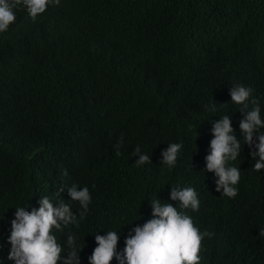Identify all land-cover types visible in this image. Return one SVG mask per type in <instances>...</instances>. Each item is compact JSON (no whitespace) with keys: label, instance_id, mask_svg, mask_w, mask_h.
<instances>
[{"label":"trees","instance_id":"1","mask_svg":"<svg viewBox=\"0 0 264 264\" xmlns=\"http://www.w3.org/2000/svg\"><path fill=\"white\" fill-rule=\"evenodd\" d=\"M235 83L264 105V0H61L36 20L18 8L0 34V242L18 205L38 207L61 184L68 202L72 183L87 185L88 213L56 234L76 233L88 264L97 231L121 229L122 248L156 195L177 205L171 187L191 185L201 203L187 211L214 233L199 264H264V169L245 145L235 197L205 169L216 120L229 114L240 138ZM171 142L183 149L169 168ZM137 144L151 162L135 163Z\"/></svg>","mask_w":264,"mask_h":264},{"label":"clouds","instance_id":"2","mask_svg":"<svg viewBox=\"0 0 264 264\" xmlns=\"http://www.w3.org/2000/svg\"><path fill=\"white\" fill-rule=\"evenodd\" d=\"M61 0H0V34L8 31L16 20V10L23 7L33 20L44 13L51 5H58ZM254 89L242 83H235L230 88L231 101L243 111L239 121L240 138L232 126L229 114L216 120L211 128L212 139L209 151L204 157L205 169L213 171L217 179V191L228 197H235L239 191L241 168L232 163L240 157L245 145L249 155L254 158L253 167L264 169V105L258 97L252 95ZM206 105L210 112L217 111L213 100ZM243 137V142L241 140ZM120 144L123 143L121 136ZM183 149L182 142L168 143L162 150L161 162L169 168L175 167ZM130 151L129 149H126ZM138 157L137 165L151 162L150 154L141 150L137 144L133 150ZM192 167V162H191ZM67 184H61L51 195L40 196L38 207L18 205L10 221V232L6 242H0V252L7 247V256L0 255V264L6 260L12 264H81L80 253L83 247L78 244L76 233H69L64 243L58 239L56 230H64L79 222L89 211L92 193L89 186L72 183L68 187L70 199L60 197ZM170 200L177 205L160 199L157 195L149 202L151 216L142 224L131 223L124 235V246H118L121 229L97 231L94 234L95 247L87 257L88 264H199L203 259L202 242L214 235L207 229L201 230L188 209L198 211L200 199L194 186L177 185L171 187ZM79 202V214L73 210L72 202ZM30 208V210H29ZM137 220V219H136ZM67 245V248L65 247ZM66 253V255H65Z\"/></svg>","mask_w":264,"mask_h":264}]
</instances>
